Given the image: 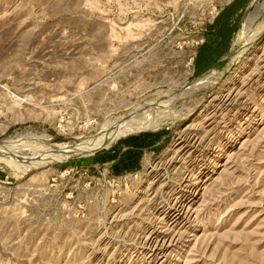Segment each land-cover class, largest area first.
Here are the masks:
<instances>
[{"label": "rangeland", "instance_id": "obj_1", "mask_svg": "<svg viewBox=\"0 0 264 264\" xmlns=\"http://www.w3.org/2000/svg\"><path fill=\"white\" fill-rule=\"evenodd\" d=\"M216 1L0 0V264H264V0L196 76Z\"/></svg>", "mask_w": 264, "mask_h": 264}, {"label": "bare ground", "instance_id": "obj_2", "mask_svg": "<svg viewBox=\"0 0 264 264\" xmlns=\"http://www.w3.org/2000/svg\"><path fill=\"white\" fill-rule=\"evenodd\" d=\"M262 12H263V15H262L259 23L255 26V28H253L255 22L257 21V19L260 18ZM263 35H264V4L260 3L259 5H257L255 7L253 12L248 14V16L245 18V20L241 24L240 30H239V32L237 34V37H236V41L237 42H243V44L239 48L237 56H236L235 59H237L239 56H242L248 50V48L251 45H253L254 43H256ZM231 64H233V63L229 62L228 66H230ZM205 81H206L205 79H202L200 82L189 86L184 91H181V92L178 91L177 96L183 98V96H187V95L192 94V93H198V92L204 91L206 89V86H207V83ZM154 104H156V103H154ZM154 104L149 107V108H151V111H152V109H157V107H158V106H156ZM145 114H149V111L148 112L144 111L143 113H140L141 116H143ZM137 115H139V114H137ZM137 115H135V116H137ZM148 118H149V116H148ZM132 121H133L132 119L131 120L122 119V121L120 123H118L115 127L110 128L108 130L106 128L107 131L100 133L96 138H94L90 142L86 143L84 146L83 145L81 147H78V146L70 147L69 146V148H67L65 150L63 149V151H66V153H63L61 156L60 155L54 156L53 153H52L51 156L49 155V160L50 159H52V160L60 159L61 160V159L69 158V157L70 158L81 157V156H85L86 154L93 153V152H95L97 150L105 148L106 146L109 145V143L116 136L124 134L127 131V129L130 128V124H131ZM134 121H136V120H134ZM60 149H62V147ZM0 155L13 157L11 154H9L8 147H3L1 145H0ZM13 158L15 160L16 159H20V160H27L28 159V158L27 159H25V158L23 159L21 157L18 158L16 156L13 157ZM36 161H37V159H36ZM39 161H37V162H39ZM42 161H43V158H42ZM32 162H34V161H32Z\"/></svg>", "mask_w": 264, "mask_h": 264}, {"label": "trees", "instance_id": "obj_3", "mask_svg": "<svg viewBox=\"0 0 264 264\" xmlns=\"http://www.w3.org/2000/svg\"><path fill=\"white\" fill-rule=\"evenodd\" d=\"M252 0H233L229 5L222 8L218 16L215 18L213 24L208 27V33H213L220 41L216 47L206 43L198 46L195 57L193 59V66L196 76L209 70L212 65L226 53L227 40L231 32L230 21L233 15L239 10L245 9Z\"/></svg>", "mask_w": 264, "mask_h": 264}, {"label": "built area", "instance_id": "obj_4", "mask_svg": "<svg viewBox=\"0 0 264 264\" xmlns=\"http://www.w3.org/2000/svg\"><path fill=\"white\" fill-rule=\"evenodd\" d=\"M232 0H217L212 6V20H215V18L218 16L219 12L222 10L223 7L230 4L229 2Z\"/></svg>", "mask_w": 264, "mask_h": 264}, {"label": "crops", "instance_id": "obj_5", "mask_svg": "<svg viewBox=\"0 0 264 264\" xmlns=\"http://www.w3.org/2000/svg\"><path fill=\"white\" fill-rule=\"evenodd\" d=\"M233 1V0H232ZM232 1H230L229 3H231ZM229 5V4H228ZM122 143V142H121ZM123 143H125V142H123ZM120 147H123L122 146V144H119L118 145V148H120ZM114 150H117V148H115ZM102 157H105V156H100V158H102ZM100 158H97L98 160H95V161H93V160H89V161H87V163H93V164H99V163H102L101 161L102 160H99ZM91 161H93V162H91Z\"/></svg>", "mask_w": 264, "mask_h": 264}]
</instances>
